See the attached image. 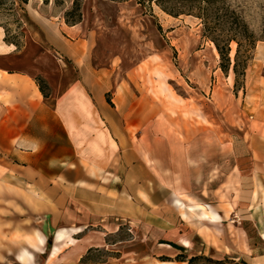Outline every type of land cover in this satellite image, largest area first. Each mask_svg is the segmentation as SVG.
I'll return each mask as SVG.
<instances>
[{"label": "rangeland", "instance_id": "rangeland-1", "mask_svg": "<svg viewBox=\"0 0 264 264\" xmlns=\"http://www.w3.org/2000/svg\"><path fill=\"white\" fill-rule=\"evenodd\" d=\"M0 2V25L23 50L29 30L40 32L28 20L25 3ZM260 2L228 0L227 4L240 5L244 19L256 30ZM70 3L48 0L40 5L52 22L58 15L63 19ZM164 4L178 9L185 3ZM76 24L70 55L51 49L55 59L34 44L19 55V67L40 79L47 95L59 101L61 117L76 120V150L81 152L76 154L81 166L75 169L77 179H99L107 186L98 189L108 194L109 201L132 199L139 205L138 216L90 217L74 209L71 199L61 207L65 214L34 215L20 203L25 190L7 182L19 184L20 162L13 156L3 159L0 152V245L27 242L24 230L32 233L52 221L56 227L79 226L82 233L75 237L86 235L92 244L79 264H186L174 260L178 254L200 256L190 264H264V239L242 206L225 221L230 227L219 232L223 244L218 249L203 245L182 221L168 231L153 226L162 218L182 217L183 209L173 203L176 192L186 201L192 196L206 203L218 200L226 212L230 209L226 190L243 203L249 196L239 193V188L252 189L250 210L264 206V150H249L250 131L258 124L251 118L254 113L246 111L242 76L234 86L235 43L230 45V68L223 72L219 56L209 50L210 41L201 37L199 20L167 14L155 0H82L81 21ZM86 137L91 146L83 143ZM98 143L101 150L94 148ZM95 150L99 153L91 154ZM85 167L97 168V177ZM90 196L88 191L74 195L82 203H88ZM183 237L189 241L187 247ZM162 256L171 261H161Z\"/></svg>", "mask_w": 264, "mask_h": 264}, {"label": "crops", "instance_id": "crops-1", "mask_svg": "<svg viewBox=\"0 0 264 264\" xmlns=\"http://www.w3.org/2000/svg\"><path fill=\"white\" fill-rule=\"evenodd\" d=\"M40 3L42 4L41 0L32 3L29 0L25 3L27 18L36 25L40 34L35 30H29L23 50H17L14 44L3 40L4 29L0 26V152L3 159L6 156L11 158L13 156L20 162L22 168L19 171L22 177L18 179L19 184H14L11 180L7 182L10 186H20L25 190L26 195L20 196V203L25 204V208L30 209L34 215H40L44 211L49 213L47 215L51 218L57 217L56 215L60 213L65 214L67 210L64 209L62 212L61 207L67 199L68 201L71 199L74 209H81L82 213L90 217L115 213L127 219L137 218L139 205L132 199L117 197L114 201H109L108 194L98 189L99 186H107L101 184L99 179L92 180L86 176L77 179L75 169L80 164L77 162L76 154L81 152L76 150L78 141L74 132L76 120L70 116L61 117L59 101H54L51 94L43 96L34 75L19 67L21 64L19 55L22 51L32 48L34 44H38L55 59L58 57L51 52V49L67 55L72 50L71 32L77 24L67 25L59 15L51 22L42 13ZM61 30L65 31L66 35L61 34ZM209 43V50L213 52L212 44ZM61 48L64 50L61 51ZM227 77L231 79L230 74ZM47 82L51 85L49 80ZM243 100L246 111L254 113L251 118L258 124L250 131L249 150H264V41L256 43L251 62L245 69ZM88 142L86 137L83 143L86 145ZM89 145L91 146V142ZM94 145V148L101 150L99 143ZM82 152L87 154L84 150ZM96 153L99 151L91 152V154ZM84 169H88L94 177H97V168ZM244 179L252 181V178ZM215 186L213 185V189L209 191L212 197ZM83 191L91 193L90 199L86 200L88 203H82L74 197L76 192ZM239 193L248 195L249 199L237 203L232 198L234 193L231 190L224 192L225 198H229L227 203L230 206L225 212L221 207L222 203L218 200L206 203L203 198L198 199L183 193L193 200L192 204L186 200H178L176 192L173 203L178 209H183V218L179 214L172 215L170 218H162L164 220L154 223L153 226L168 231L173 229L177 221H182L203 245L218 249L221 242L218 237L219 232L222 227L228 230L230 227L225 221L233 216L239 206H242L243 212L247 211L244 212L248 214L246 217L252 219L258 229V235L264 239V214H262L264 206L259 204L251 211L252 205L249 204L253 201L252 189L239 188ZM261 201L259 195V203ZM111 204L114 205L113 208H109L108 205ZM71 211L69 208L68 213H72ZM192 214L196 215L195 219H192ZM20 226L19 231L22 230ZM56 226L57 224L51 221L45 226L34 228L32 233L24 230L29 236L27 242L0 245V264H79V258L92 244L86 241V235L75 237L82 233L79 226ZM11 231L9 230V233ZM48 238L50 243L47 242ZM183 240L187 241L186 237H183ZM162 263L172 264V262Z\"/></svg>", "mask_w": 264, "mask_h": 264}, {"label": "trees", "instance_id": "trees-1", "mask_svg": "<svg viewBox=\"0 0 264 264\" xmlns=\"http://www.w3.org/2000/svg\"><path fill=\"white\" fill-rule=\"evenodd\" d=\"M53 1L58 5L64 3V0ZM138 1L140 3L142 2V0ZM166 1L168 0H155L161 10L167 14L175 17L180 14H186L199 20V25L202 27L201 37L207 39L214 45L219 56L218 67L223 72H227L230 68V45L232 42L235 43L232 72L234 74V86L236 87L238 77L242 76V80L244 79L245 69L253 57L256 43L258 41H264V0H260V19L257 27L258 29H256L257 31L244 19V11L241 6H230L227 4L228 0H173L185 3L183 6L178 7V9L166 6L164 4ZM17 2L22 4L27 3V0H17ZM42 2L46 4L48 0H42ZM10 3L13 5L14 2L12 1ZM81 5L82 0H71L70 6L63 12V20L65 24L74 25L81 21ZM3 28V40L7 43L14 44L17 50L20 49L22 44L14 37H9L8 30L4 26ZM158 29H160L159 26ZM35 81L43 96H47V93L41 84L42 81L40 79H35ZM240 86L243 88V83ZM198 257L200 256L194 255L187 258V255L185 254H178L175 256L174 260L180 262L186 260V264H190ZM159 259L161 261H171L169 257L165 256L159 257Z\"/></svg>", "mask_w": 264, "mask_h": 264}, {"label": "bare ground", "instance_id": "bare-ground-1", "mask_svg": "<svg viewBox=\"0 0 264 264\" xmlns=\"http://www.w3.org/2000/svg\"><path fill=\"white\" fill-rule=\"evenodd\" d=\"M259 45H261V44H259ZM212 47H213V50H214V52H215V54L218 56V53H217V50L215 49V47H214V45L212 44ZM258 47V46H257ZM230 55L232 56L233 55V49H231V52H230ZM149 160V162L151 161L150 159H148ZM178 198V200H181V201H183L184 199H182L181 197H177ZM188 200H187V202H191L192 204H193V201L190 199V198H187ZM185 201V200H184ZM185 214V213H184ZM182 216H183V212H182ZM182 243L184 244V245H187V241L186 240H182Z\"/></svg>", "mask_w": 264, "mask_h": 264}]
</instances>
